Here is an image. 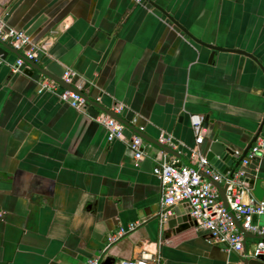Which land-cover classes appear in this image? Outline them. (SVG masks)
I'll list each match as a JSON object with an SVG mask.
<instances>
[{
	"label": "crops",
	"instance_id": "obj_1",
	"mask_svg": "<svg viewBox=\"0 0 264 264\" xmlns=\"http://www.w3.org/2000/svg\"><path fill=\"white\" fill-rule=\"evenodd\" d=\"M0 13L37 41L66 21L36 63L59 78L72 68L88 97L110 110L124 105L120 116L149 137L170 136L185 156L205 155L215 137L242 151L264 117V0H0ZM43 79L52 80L0 66V264H86L98 255L124 264L143 250L160 264H264L194 226L140 219V207L159 202L162 211L152 172L161 150L143 140L135 166L131 129L108 141L94 119L100 109L38 93ZM192 114L208 118L200 143ZM257 164L264 178V153ZM246 238L250 253L256 238Z\"/></svg>",
	"mask_w": 264,
	"mask_h": 264
},
{
	"label": "built area",
	"instance_id": "obj_2",
	"mask_svg": "<svg viewBox=\"0 0 264 264\" xmlns=\"http://www.w3.org/2000/svg\"><path fill=\"white\" fill-rule=\"evenodd\" d=\"M143 0H134L141 4ZM0 39L14 49L23 51L27 59H34L38 47L32 43L30 37L23 31L8 26L6 21L0 17ZM29 47V48H27ZM0 63L2 60L0 58ZM24 64L22 58H17L10 65L13 73L18 72ZM78 73L72 68H66L61 79L80 89L81 85L77 82ZM57 82L43 79L38 82L37 92L49 91L56 94L61 102L68 103L78 111H84L87 102L76 91L64 88L61 92L57 91ZM125 106L115 105L111 110L115 114H120ZM103 124L107 130V140H124L125 126L117 119L102 113L94 118ZM190 122L196 135V142L200 143L203 139L205 128L203 119L200 115H190ZM173 139L168 135H160L159 142L172 145ZM142 138L136 134L132 135L128 145L134 151V165L138 166L144 156L142 148ZM264 153V129L260 132L253 143L247 156L242 161L243 166H247L251 161L258 160ZM192 159L196 168L180 163L175 157H168L167 153L162 152L159 159L155 161L152 169L153 174L159 179L161 187V206L160 226L166 223L169 208L182 203H187L190 207V217L194 221L196 230L207 231L210 242L221 245L226 251H237L244 257L257 258L264 261V201H258L251 193V187L243 180L244 171L236 170L232 175L223 174L210 165L208 160L201 155L192 153ZM215 182L226 186L225 199L229 209L234 213V218L239 221L241 227L248 233L258 236L250 253L244 252L246 237L237 227L234 218L225 207L220 198L219 191ZM247 195V200H244ZM3 217V210L0 208V219ZM263 218V222L257 221ZM136 224H130L129 229H133ZM124 234L121 228L119 232L111 237L109 241ZM102 255L89 258L86 264H100ZM124 264H160L159 255L148 250L141 251L140 255Z\"/></svg>",
	"mask_w": 264,
	"mask_h": 264
},
{
	"label": "water",
	"instance_id": "obj_3",
	"mask_svg": "<svg viewBox=\"0 0 264 264\" xmlns=\"http://www.w3.org/2000/svg\"><path fill=\"white\" fill-rule=\"evenodd\" d=\"M6 14L7 13H4V14L0 13V17H2L5 21H6V17H5ZM172 21H174V20H172ZM66 23H67L66 21L58 23L52 29V31L50 30L51 32L48 31L49 33L47 32L46 34H43L42 38L39 39L38 41L36 39L33 40L32 37L25 32L30 37L32 43L36 44L38 47V50L36 51V56L32 60L27 59L18 50L14 49L11 45H9L8 43H6L0 39V58L2 60V63H0V66L6 65L11 70L10 65L13 64L17 58H22L24 60V64L20 67L18 72L24 71L25 74L32 77L34 74V70H38L42 74H45L46 76H48L53 81L60 84L63 87V90H64V88H67V89H71V90L76 91L80 96H82L86 100L87 105L88 104L93 105L96 108L100 109L102 111V113H105V114L109 115L110 117L117 119L122 124H124L125 129L126 128L131 129L134 132L133 135L136 134V135L140 136L142 138V140H145V141L155 145L156 147L159 148V150H161V152H166V153H169L170 155L175 156L177 159L182 161L185 165L196 168V165L193 162L194 159H192V153L195 152L197 155L204 156L208 160V162L210 163L211 166H213L216 170H218L219 172H221L223 174L228 173L229 175H232L238 169L243 170L244 171L243 180L245 182H247V184L251 187V193H252L253 197L256 198V200H258V201H264V187L262 185V183L264 182V178L261 176H258L255 173V172H257V170H259V165L257 164V162L260 159L251 161L247 166L242 165V161L247 156L248 151L251 149V147H252L253 143L256 141L257 137L260 136V131L264 127V117L260 123V126L258 127V131L255 133V135L253 136L251 141L247 144V146L242 151L237 150V149H233V148L225 145L224 143L219 141L217 139V137H215V138H212L211 140H209V139L207 140L205 155L200 154V152L198 150H195L194 148H189V156H185L182 154L181 151H179L177 148H175L178 145H177V143H174L173 140H172L173 141L172 145H167V144L160 143L159 137H158V139H154L152 137H149L146 133L143 132L144 128L142 126L138 127V126L133 125L130 122V120L123 118L122 116H120L118 114L113 113V111H111L110 109L101 105V103H99V101L96 97H95L96 99L95 98L91 99L85 93H83V91H81L80 89H77V88L73 87L72 85L64 82L61 78L50 74L48 71H46L44 68L40 67L36 63V60H39L42 57L43 51L48 49V46L60 34L62 28L65 26ZM174 23H175V21H174ZM175 25H177L179 28H182V27H180L181 25H179L178 23H175ZM17 30H21V29H17ZM184 32L187 33L189 36H191L187 31H184ZM27 48H29V47H27ZM210 48L213 49L214 51L220 49V48L214 47V46H212ZM227 50L242 52L243 54H248L250 57H252V55H250L249 53H246L244 51H238V50H234V49H227ZM9 52H12L16 56V59L13 62L7 60V55ZM23 67L24 68L30 67V69L23 70L24 69ZM64 71H65V69H64ZM64 71H63V73H64ZM58 92H61V91H58ZM203 127H205V128L208 127V118L207 117L204 118ZM106 132H107V130H106ZM106 137H107V133H106ZM130 138H129V140H130ZM203 139H204V137H203ZM234 160H236L235 163H234ZM214 184L219 191L220 198L223 201L225 207L227 208V210H229L230 215L234 218V213L229 209V206H228L226 199H225V192H226L225 188H226V186L224 184H220L218 182H215ZM158 210H159V202H156V203L150 204V205L145 206V207H140L138 210V216L140 219L147 217L148 218L147 220L149 222L154 221V220L158 221V219H159ZM169 210L171 211V214L167 215V220H166L169 228H175L177 226L188 227L189 225L194 226L195 223L189 215L190 207L187 203L174 205V206L170 207ZM234 222L237 225V227L243 232L245 237H255V238L258 237L256 235H252V234L246 232L241 227L239 221L236 220L235 218H234ZM135 227H136V225H135ZM128 229H129V226H128ZM245 251H246V247L244 246V252ZM100 264H114V259H112L111 257H106L105 259H103V261L100 262Z\"/></svg>",
	"mask_w": 264,
	"mask_h": 264
},
{
	"label": "flooded vegetation",
	"instance_id": "obj_4",
	"mask_svg": "<svg viewBox=\"0 0 264 264\" xmlns=\"http://www.w3.org/2000/svg\"><path fill=\"white\" fill-rule=\"evenodd\" d=\"M263 129H264V127L262 128V130H263ZM262 130H261V131H262ZM261 131H260V132H261Z\"/></svg>",
	"mask_w": 264,
	"mask_h": 264
}]
</instances>
